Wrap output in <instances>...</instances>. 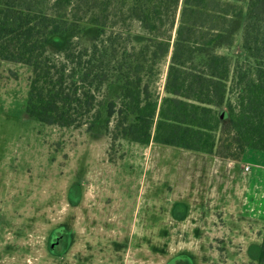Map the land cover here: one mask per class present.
Wrapping results in <instances>:
<instances>
[{
    "label": "trees",
    "instance_id": "obj_1",
    "mask_svg": "<svg viewBox=\"0 0 264 264\" xmlns=\"http://www.w3.org/2000/svg\"><path fill=\"white\" fill-rule=\"evenodd\" d=\"M243 17V59L216 51ZM132 19L148 32L138 47L122 45ZM92 28L89 45L71 36ZM167 57L160 95L151 83ZM0 60L32 68L25 109L42 123L91 131L104 118L113 138L235 161L264 150V0H0Z\"/></svg>",
    "mask_w": 264,
    "mask_h": 264
},
{
    "label": "rangeland",
    "instance_id": "obj_2",
    "mask_svg": "<svg viewBox=\"0 0 264 264\" xmlns=\"http://www.w3.org/2000/svg\"><path fill=\"white\" fill-rule=\"evenodd\" d=\"M244 21L232 26L231 46L214 49L242 60ZM121 29L127 38L122 45L146 41L148 32L135 19ZM95 32L70 35L89 45ZM70 35L51 39L48 53L58 52ZM168 60L159 62L151 83L160 95ZM31 73L27 65L0 60V264H74V250L88 241L103 247L102 256L109 254L101 264L259 263L262 239L255 240L252 222L232 224L228 217L230 205L240 212V192L230 194L227 205L222 200L209 207L205 223L195 214L196 223L188 224L192 210L185 184L201 174L199 152L113 138L102 127L104 118L91 131L42 123L25 109ZM118 90L110 84L105 96L113 98ZM208 185L215 189L216 183ZM57 234L67 242H56ZM62 247L66 251L59 255ZM88 258L80 264H90Z\"/></svg>",
    "mask_w": 264,
    "mask_h": 264
},
{
    "label": "crops",
    "instance_id": "obj_3",
    "mask_svg": "<svg viewBox=\"0 0 264 264\" xmlns=\"http://www.w3.org/2000/svg\"><path fill=\"white\" fill-rule=\"evenodd\" d=\"M199 155L202 164L200 171L196 169V173L201 174L189 176L190 181L185 184L186 191L189 192V203H186L192 210L187 219L188 224L191 226L192 223H196L195 214L201 217L199 219L201 224L205 223L209 207H219L222 200H225V205H227L231 200L230 194L240 192L241 196L238 202L240 212L230 205L229 210H232L231 214L228 215L230 222L241 224L244 220L245 222L251 221L252 231L256 235L255 240L262 239L264 227V150L247 147L240 161L222 159L202 152H199ZM245 165H249L248 171L244 170ZM195 179L199 180V184H194ZM209 182L216 183L215 189L208 185ZM194 190L198 193V201L192 197ZM197 208H200V213L195 211ZM244 214L247 216L246 219H244ZM241 229L243 226L235 230L240 231ZM233 233H235L234 229ZM249 247L250 244L246 246L245 250H248Z\"/></svg>",
    "mask_w": 264,
    "mask_h": 264
},
{
    "label": "flooded vegetation",
    "instance_id": "obj_4",
    "mask_svg": "<svg viewBox=\"0 0 264 264\" xmlns=\"http://www.w3.org/2000/svg\"><path fill=\"white\" fill-rule=\"evenodd\" d=\"M56 236L58 237L56 242H61L62 245H63V242L64 243H65V241L67 242V239L65 238V235L63 236L62 234H57ZM79 236H82V235L77 234V237H79ZM60 238H61V241H60ZM90 241H92L93 243L95 242V240L93 238L90 239ZM103 244L105 245V242H103ZM94 245H95V243L93 244V246H91V244L88 241V243L85 246L78 247L77 249H75L74 252H73L74 264H80L84 257H89L86 261H88V262L91 261V262H89L90 264H92V263L93 264L94 263H98V264L104 263L106 261V259H108V258H105V256H108L109 254L106 253V255L102 256L100 254V250H101L100 248H103V247H101V246L100 247H96ZM49 251L55 252V249L54 248H50ZM65 251H66V249L62 247L60 250H57V253L59 255H62ZM96 251H99V252H96Z\"/></svg>",
    "mask_w": 264,
    "mask_h": 264
},
{
    "label": "built area",
    "instance_id": "obj_5",
    "mask_svg": "<svg viewBox=\"0 0 264 264\" xmlns=\"http://www.w3.org/2000/svg\"><path fill=\"white\" fill-rule=\"evenodd\" d=\"M249 169H250L249 165H245V166H244V170H245V171H248Z\"/></svg>",
    "mask_w": 264,
    "mask_h": 264
}]
</instances>
